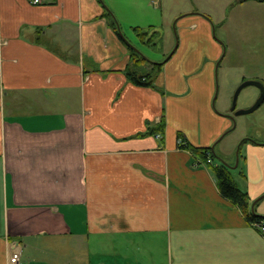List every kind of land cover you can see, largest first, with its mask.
Listing matches in <instances>:
<instances>
[{
  "label": "crops",
  "instance_id": "1",
  "mask_svg": "<svg viewBox=\"0 0 264 264\" xmlns=\"http://www.w3.org/2000/svg\"><path fill=\"white\" fill-rule=\"evenodd\" d=\"M193 5L0 0V264L15 241L22 264H264V230L178 144L212 146L232 124L215 109L222 44ZM173 23L169 58L140 49L163 62L154 86L135 85L129 34ZM244 139L235 165L214 147L213 164L264 215V140Z\"/></svg>",
  "mask_w": 264,
  "mask_h": 264
},
{
  "label": "rangeland",
  "instance_id": "2",
  "mask_svg": "<svg viewBox=\"0 0 264 264\" xmlns=\"http://www.w3.org/2000/svg\"><path fill=\"white\" fill-rule=\"evenodd\" d=\"M185 1L163 0L165 7L172 4L183 5ZM193 2L195 5L193 9L201 15L200 17L207 18L212 23L211 38L222 44V53L216 62L215 109L218 113L227 115L232 124L223 136L217 138L212 147L216 152L218 151L217 153L220 152L225 156L229 164L235 165L238 158V144L242 139L248 137L251 140L253 137L264 140V101L250 113L234 115V110L248 108L254 103L260 94L257 86L243 87L237 96L235 109L230 110L233 94L241 82L256 80L243 78L244 75L246 77L253 75L256 63L261 65L263 80L260 81L264 84V13L258 12L256 8L241 9L239 5L230 8L228 0H193ZM158 30L160 37L158 48L145 42L142 44L140 36L138 37L136 33L128 34L131 35L132 43L136 45H132L135 49L140 52V49L151 50L152 57L164 61L179 43V33L175 23L160 26ZM245 44L248 46L245 47ZM219 61L220 64L217 66ZM214 159L217 162L219 158L214 156Z\"/></svg>",
  "mask_w": 264,
  "mask_h": 264
},
{
  "label": "trees",
  "instance_id": "3",
  "mask_svg": "<svg viewBox=\"0 0 264 264\" xmlns=\"http://www.w3.org/2000/svg\"><path fill=\"white\" fill-rule=\"evenodd\" d=\"M113 24L116 25L115 19ZM136 33L141 39H146L149 45H156L159 42V32H142L136 29ZM163 62H152L142 55L133 47L130 50V62L125 72L127 77L139 86H154V78L156 73L161 69ZM165 122L162 119L157 125L150 126L148 133L156 134L164 132ZM178 144L181 148H185L198 156V159L205 160L206 153H209L214 160L215 152L212 146H195L186 141L182 133H177ZM180 140V142H179ZM246 139H242L241 143ZM240 143V144H241ZM239 144V147H240ZM213 170L216 184L220 194L233 202L239 207L243 216L250 224L260 227L264 230V215L258 214L255 209L251 208L253 200H251L247 192L243 191L234 181L231 176L230 167L226 163L209 164Z\"/></svg>",
  "mask_w": 264,
  "mask_h": 264
},
{
  "label": "water",
  "instance_id": "4",
  "mask_svg": "<svg viewBox=\"0 0 264 264\" xmlns=\"http://www.w3.org/2000/svg\"><path fill=\"white\" fill-rule=\"evenodd\" d=\"M247 85H255L257 86L259 89H260V94L259 96L257 97V99L254 101V103L249 106L248 108H245V109H239V110H234L235 109V105H236V99H237V96L240 92V90L247 86ZM264 101V84L259 81V80H244L241 82V84L235 89V92L233 94V97H232V102H231V107H230V110L233 111L234 110V115H239V114H245V113H250L252 112L253 110H255L256 108H258L260 106V104ZM239 147V146H238ZM237 156H238V151H237ZM228 167H233L229 164H227ZM253 203L251 204V208L253 209ZM18 244V242H13L12 243V246Z\"/></svg>",
  "mask_w": 264,
  "mask_h": 264
},
{
  "label": "built area",
  "instance_id": "5",
  "mask_svg": "<svg viewBox=\"0 0 264 264\" xmlns=\"http://www.w3.org/2000/svg\"><path fill=\"white\" fill-rule=\"evenodd\" d=\"M33 4H37L40 2V0H29ZM180 142V140H179ZM212 164L213 163V158L210 156L209 153H206V158L205 160L198 159L196 161V165L198 164ZM7 264H22L21 262V246L19 244H16L12 246L11 252L8 257Z\"/></svg>",
  "mask_w": 264,
  "mask_h": 264
}]
</instances>
